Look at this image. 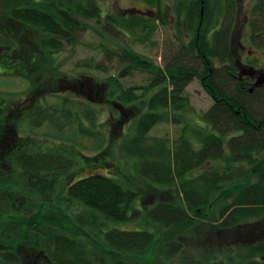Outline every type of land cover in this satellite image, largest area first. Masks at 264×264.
I'll return each mask as SVG.
<instances>
[{"label":"trees","instance_id":"obj_1","mask_svg":"<svg viewBox=\"0 0 264 264\" xmlns=\"http://www.w3.org/2000/svg\"><path fill=\"white\" fill-rule=\"evenodd\" d=\"M100 1L40 0L10 8L7 27L0 21V77L21 78L30 92L19 102L18 94L0 91V264H23L27 255L39 264H140L147 256L157 264H185L183 241L198 223L233 236L223 244L216 239L208 264H264V85H255L250 70L241 75L233 40L237 0H138L145 10L104 16ZM71 18L106 41L94 48L103 61L76 65L107 74L89 78L114 107L145 106L118 155L104 149L84 156L82 167L133 158L134 173L156 195L151 205L137 208L138 191L104 173L67 183L78 160L35 150L34 140L18 134L23 124L46 126V137L76 149L85 138L94 139L96 149L106 145L108 134L100 131L89 97L58 95V103L46 102L64 90L55 56L79 44ZM159 26L172 29L174 42L162 66L140 58L134 48L152 45ZM248 27L252 46L264 56V0L253 1ZM114 61L117 70L147 74V85L125 87L108 75ZM80 75L74 80L85 78ZM194 80L213 100L200 116L186 95ZM162 123L179 126L177 137H151ZM56 203L70 207L76 232L29 219L35 209ZM134 221L139 227L117 229ZM79 228L86 236L76 235Z\"/></svg>","mask_w":264,"mask_h":264},{"label":"rangeland","instance_id":"obj_2","mask_svg":"<svg viewBox=\"0 0 264 264\" xmlns=\"http://www.w3.org/2000/svg\"><path fill=\"white\" fill-rule=\"evenodd\" d=\"M40 0H0V21L7 27L8 24V11L15 5H32L39 3ZM63 4H68L70 0H58ZM168 1V0H167ZM254 0H237L238 5V17L236 19L233 31L234 48L238 56V60L241 63V69L243 71H251L252 67L258 70L254 76L258 79H264V56L257 51L250 42V30L248 27V16L250 9L253 5ZM20 2V3H19ZM169 2V1H168ZM102 8V15L109 14H120L123 10L127 12H135L145 10L146 6L138 0H102L99 2ZM72 25H77L76 40L79 42L76 46H66L65 51L55 56L56 62L61 65V72L64 75L65 80L60 83V87L64 90H59L61 94H57L54 98H47L46 102L49 104L58 103V95H67L68 99L73 101L81 99L82 97H89L97 106V122L101 125L100 131L107 136L105 147L101 146L96 149V141L94 139L85 138L82 141L83 148L76 149L71 147L69 144L60 142L45 136V132H48L47 127L41 128H30L27 124H23L18 132L21 138L28 140H34L35 150L53 151L57 153L68 154L69 157L78 160L75 174L72 175L69 181H73L77 177L87 176L95 172L104 173L114 180L119 181L125 188H132L138 191L140 198L135 202L137 208L142 205H151L152 197H150L154 191L149 187V184L141 179L134 173L135 160L127 157L125 159L118 158L116 163L114 160L105 159L102 165L90 167L88 165L82 167L84 164L83 157H96L100 151L110 148L114 150L118 155L120 144L123 143L124 137L130 138L135 131V124L139 116L145 112V106L141 103L138 105H122L113 106L101 92L100 83L92 81L89 78L95 76L97 80H101L107 77V74H103L100 71L89 70L86 68L78 67L76 64H84L85 61H91L92 66L95 67L97 62L103 61L104 56L99 49H94L98 44L106 43L105 39L101 37L97 32L89 30V28H80L78 23L71 18L67 20ZM12 30L14 36L19 39L21 45L24 40L21 41L19 34L20 31L13 25ZM171 31V32H170ZM172 34V29L164 28L159 26L157 32L152 38V45H135V52L139 54L140 58H147L156 66H162L165 55L167 56L168 46H173L174 42L169 38ZM23 48H26L23 46ZM74 49V50H73ZM115 61L108 68V75L116 76L120 79L125 87H144L148 83V75L145 73L133 72L130 75L129 69H118L115 66ZM1 72V70H0ZM78 73L80 76H85L83 80L75 81ZM90 73L93 76L89 75ZM129 75V76H128ZM243 75V74H242ZM244 76H246L244 74ZM72 78V79H70ZM253 80V79H252ZM254 81V80H253ZM73 89V90H72ZM28 83L16 77H0V91L7 93L18 94V100L21 102L23 99L28 97L30 94ZM106 93V90H105ZM74 94V95H71ZM186 95L189 98L190 106L194 110L196 115H202L210 109L213 104L211 97L204 91L199 81L194 80L186 88ZM76 97V98H75ZM190 111V116L192 115ZM103 128V129H102ZM180 127L174 126L170 123H162L157 125L151 132V137H169L174 139L179 133ZM103 137V135H102ZM133 137V136H132ZM106 139V138H105ZM120 159V160H119ZM109 161V163H107ZM120 164V166H119ZM82 168V169H80ZM109 174V175H108ZM111 175V176H110ZM114 176V177H113ZM64 186V183H63ZM63 188V187H62ZM64 190V189H63ZM63 193V191H61ZM156 197V195L153 194ZM146 201V202H145ZM154 201V198H153ZM54 204L51 207L45 208L41 211L40 209L33 212L32 216L29 217L32 221H39L43 224H52L65 232H69L71 229L76 230V224L72 220V213L70 207L67 208L65 205ZM59 208V209H57ZM71 213V214H70ZM37 215V216H36ZM11 221H15V217H11ZM19 222V221H18ZM17 222V223H18ZM118 224L117 229L127 228L134 229L139 227L137 221L128 223L126 225ZM116 226V225H115ZM194 232L184 239V250L181 253L180 260L185 264H208L213 257L211 255L214 252V247L217 246L216 239L219 244L227 242L233 236L230 237L229 233H217L216 229L210 227L208 223H198ZM76 232V231H75ZM85 234V235H84ZM87 231L80 229L76 235L79 237L86 236ZM218 236V237H217ZM221 236V237H220ZM0 243L2 240L0 238ZM24 253V249L19 248ZM27 254V253H26ZM25 254V255H26ZM211 257V258H210ZM218 257V261L222 260ZM155 259L151 257L144 258L140 264H157ZM23 264H39L38 259L33 256H25L23 258ZM161 264V263H160Z\"/></svg>","mask_w":264,"mask_h":264},{"label":"water","instance_id":"obj_3","mask_svg":"<svg viewBox=\"0 0 264 264\" xmlns=\"http://www.w3.org/2000/svg\"><path fill=\"white\" fill-rule=\"evenodd\" d=\"M253 74H254V73H251V75H253ZM262 84L264 85V79H261V78H260V79H257V80H256V83H255L256 86H259V85H262Z\"/></svg>","mask_w":264,"mask_h":264},{"label":"flooded vegetation","instance_id":"obj_4","mask_svg":"<svg viewBox=\"0 0 264 264\" xmlns=\"http://www.w3.org/2000/svg\"><path fill=\"white\" fill-rule=\"evenodd\" d=\"M241 67H242V66H241ZM252 79L256 81L258 78H257V77H255V76H253V77H252Z\"/></svg>","mask_w":264,"mask_h":264}]
</instances>
